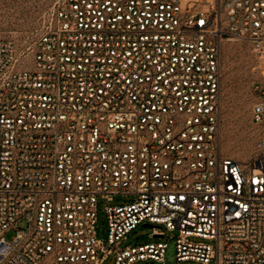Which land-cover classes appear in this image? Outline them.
I'll return each instance as SVG.
<instances>
[{
  "label": "built area",
  "instance_id": "2783aa9c",
  "mask_svg": "<svg viewBox=\"0 0 264 264\" xmlns=\"http://www.w3.org/2000/svg\"><path fill=\"white\" fill-rule=\"evenodd\" d=\"M230 40L255 56L247 161L221 144ZM140 224L171 264H264V0H54L25 47L0 38V264H170L122 246Z\"/></svg>",
  "mask_w": 264,
  "mask_h": 264
},
{
  "label": "rangeland",
  "instance_id": "374dc122",
  "mask_svg": "<svg viewBox=\"0 0 264 264\" xmlns=\"http://www.w3.org/2000/svg\"><path fill=\"white\" fill-rule=\"evenodd\" d=\"M54 0H0V38L12 39L20 47H25L32 37L40 33L43 21L53 6ZM255 56L249 44L230 40L223 47V101L221 115V144L224 156L247 161L256 152L259 139V127L252 120L253 101L250 83L253 79L252 67ZM132 197L116 196L110 204L128 203ZM108 203L99 200L97 214V237L108 245V220L105 206ZM27 220L17 223L18 229H26ZM152 228L138 225L128 235L122 246L167 241L165 254L167 263H174L176 240L170 233L161 239L151 237ZM16 233L11 229L6 238ZM194 241L209 240L191 238ZM115 254L109 255L103 264H113Z\"/></svg>",
  "mask_w": 264,
  "mask_h": 264
},
{
  "label": "water",
  "instance_id": "95a60500",
  "mask_svg": "<svg viewBox=\"0 0 264 264\" xmlns=\"http://www.w3.org/2000/svg\"><path fill=\"white\" fill-rule=\"evenodd\" d=\"M146 226H150V225H146Z\"/></svg>",
  "mask_w": 264,
  "mask_h": 264
}]
</instances>
